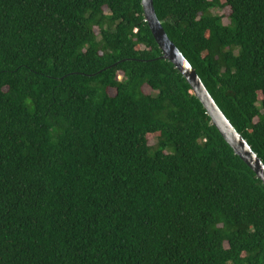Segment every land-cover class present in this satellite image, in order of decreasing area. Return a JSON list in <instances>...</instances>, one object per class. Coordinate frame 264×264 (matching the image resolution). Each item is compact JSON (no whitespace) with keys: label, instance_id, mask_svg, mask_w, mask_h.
<instances>
[{"label":"trees","instance_id":"1","mask_svg":"<svg viewBox=\"0 0 264 264\" xmlns=\"http://www.w3.org/2000/svg\"><path fill=\"white\" fill-rule=\"evenodd\" d=\"M152 2L264 165V0ZM0 264H264V184L141 0H0Z\"/></svg>","mask_w":264,"mask_h":264},{"label":"water","instance_id":"2","mask_svg":"<svg viewBox=\"0 0 264 264\" xmlns=\"http://www.w3.org/2000/svg\"><path fill=\"white\" fill-rule=\"evenodd\" d=\"M141 7L144 21L147 24L157 47L161 51V59L171 63L182 75L190 86L194 96L203 106L212 126L215 127L234 154L239 157L255 174L257 179L264 184V165L254 154L246 141L236 132L229 121L224 117L190 64L168 39L160 21L155 15L152 0H141Z\"/></svg>","mask_w":264,"mask_h":264},{"label":"rangeland","instance_id":"3","mask_svg":"<svg viewBox=\"0 0 264 264\" xmlns=\"http://www.w3.org/2000/svg\"><path fill=\"white\" fill-rule=\"evenodd\" d=\"M221 15H222L223 17H225L224 20H223V22H224L225 24H227V23H228V20H227L228 10H227V9L222 10V11H221ZM146 92L148 93L149 91L146 90ZM149 144H150V145L153 144V140H152V138L149 139Z\"/></svg>","mask_w":264,"mask_h":264}]
</instances>
